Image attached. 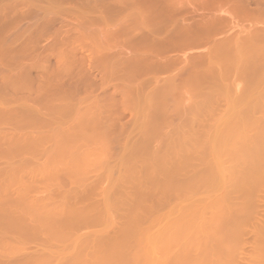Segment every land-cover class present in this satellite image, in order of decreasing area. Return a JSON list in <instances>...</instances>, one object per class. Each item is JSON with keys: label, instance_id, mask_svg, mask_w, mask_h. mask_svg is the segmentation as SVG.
<instances>
[{"label": "bare ground", "instance_id": "1", "mask_svg": "<svg viewBox=\"0 0 264 264\" xmlns=\"http://www.w3.org/2000/svg\"><path fill=\"white\" fill-rule=\"evenodd\" d=\"M119 1L122 0H117V2L116 0H113V2H115L114 4H119ZM165 2L167 5L170 4V7L172 6L170 9L173 11V13H175V3L173 0H166ZM190 2L192 3L193 8L192 11H188V13L193 14L195 11H202V13L197 14L195 18H192L193 15L195 16V13L193 15L189 14L191 16L188 17V21H191L188 23V26H183V24L186 23L184 21H187V18L180 16V14L178 15L181 17L179 18L180 21L179 19L173 17V19H171L172 22L169 21L170 23L164 28L165 41L161 40H164V38L161 36L163 34L160 35V33H156L154 30H151L148 31L149 33L147 32L150 36V41L148 43H144V41H146L144 40L145 38H141L144 40L141 41L140 39H134L132 36L133 40H137V46L133 43L136 47L135 55L131 53L134 56H131V54L130 56L126 55L129 56V58L127 59L123 57L125 59V61L124 59L122 60L123 62H119V58L115 59L117 57H115V55L113 56V54L110 56V62H108L110 63V69L112 68V72L114 70V76H116L117 68L121 70L126 69L128 74L129 72L131 73L132 70H136L135 66L138 62H142V60L144 64L151 65V67L147 65V67L143 68L142 71L144 76L141 75L140 77L146 79L145 81H142L143 79H141V83L139 82L137 86L135 85L136 92H132L134 91L132 87L134 86L133 84L135 82L137 84L139 79L136 81L133 79L134 82L130 81L132 84H126V88L122 89L123 94L126 92H128L126 94L130 93L129 97L131 93L137 94L138 92L137 95L134 94L135 99H132L131 103H134L131 106L133 109L136 101L137 108L139 112H141L139 113L141 119H137V117L135 118V116H138L136 115L137 108H135V104L133 110L136 109V111L133 112V117L138 121L134 120L136 121L134 123L132 121L133 127L131 131H133L135 128L133 133L136 132L137 134L136 136L134 133L133 136L132 133L133 139H129V133L124 129V132L120 131L121 135L123 133V136H121L119 133L120 136L117 137L118 129L115 131L112 126L110 127V129L112 128V130L115 131L112 133L114 135H111L117 138L116 139L114 137V140L116 139L115 142L121 143L120 145L119 143H116L119 146L117 147L121 151H118L117 153L118 156L116 157V164L111 166V163L109 160H107L109 158L105 153V151L107 152L106 148L109 147L108 144L111 146L112 143L110 142H113L114 140H110L113 139L110 137V135H105V137L102 136L103 130L105 133L112 132V130H108L107 128L100 130L101 132L98 130V133L95 137H100L98 134L101 133L99 134L101 135V142L99 140L100 138H98L97 141L96 138H94V135L92 136V132L88 134V132L94 129L92 124L95 121V126L97 124L100 126L104 124L103 126H105V124H111L113 122L111 120L113 117H111L109 113L111 112L110 110L112 109V105H110V108L107 103L106 105L101 103V105L98 104V106L96 101H92L95 99L91 100L88 98L86 101V96V98L84 97L85 99H83V101L85 100L87 103H89L88 100H91L90 103L92 102L94 104H91V106L96 105L95 107H92L94 109L96 108L93 110V115L92 108L89 110V107H91L90 104L86 106V102H83L81 98V100L79 99V101H82V107L80 108L79 106L74 107L73 102H67L69 103L68 106L71 109L70 111V109L67 108V112L69 110L68 114L70 113L71 116L64 111L62 112L63 114L55 112L54 108L60 110V102H56L57 104L50 103L52 106L53 104L59 106H53L52 111L48 112V110L51 109H49V107H45L46 110L48 109V114L44 113V115L46 114L45 116H47V118L45 117L47 121L48 118H54L53 114L55 113L54 115L56 117L54 119H56L57 122L53 121L54 119L52 120L51 118L49 121L50 124L47 126L50 131H48L46 128L45 133L43 134L46 135L47 131L49 137L51 136V139L53 138L55 140L56 146L58 145L57 147L59 150L53 158H47L50 153L46 154L47 152L44 153L40 149L41 147L42 149H45V144L47 142L43 139L45 136L42 135L43 137H41L44 140V143L42 144L43 146H39L38 150L40 149L42 156L44 153V157H46V159L49 161H46L45 159L46 162L43 161V165L42 163H39L40 167L32 171L38 172V176H44L41 178V180L45 178L44 181H46L47 179L46 182L43 181L42 184H40L43 185L45 183L42 187L44 188L42 190H45V192L52 189L55 193V191L59 190L57 187H60V182L58 184L57 180L60 181V179H58L60 177L59 174L63 172L66 173L64 175H66L67 179H69L72 188L65 190L64 188L62 189L60 187L62 192L61 189L58 191L61 192L59 193L58 197H53V192V194L48 192V194H45L42 192L45 194L44 197H42V195L41 197H36L38 194H33L31 190L32 188H36L34 187V182L36 180L33 178V176L36 177V173H33L32 171L29 173H25V171H22L23 173H18V171H16L17 167L14 164L15 162L13 161V159H15L13 157L14 155H11L13 159L11 156L7 159V161L11 160L13 162L9 161L8 163L6 161L9 165L6 163L5 169L3 168L4 171L1 169V172L0 170V174L3 173V176H0V178L2 177L0 179V204L3 201L7 202V193L11 194L14 192V197H11L13 201H10L12 204H7L9 207H5L4 210H6L10 216L16 214L13 219L18 218L17 216H19L22 217L23 220L21 222L22 224L17 222V226H15L14 229L13 226L11 227V224L15 225V223L10 221L9 224H5L7 222L5 220V223L0 224V236L3 233H6L5 230L7 228H4L2 225H10V228L19 232L20 230L24 229L21 227L25 226L26 224V230H23L25 233H11V236L9 235L11 238L8 236V238L3 236L6 234L2 235L6 239H2V236L0 237V258H2L0 261L5 259L6 261H3L5 264H222L229 261V259L225 257L226 249H228V237L232 231L236 233L242 230L241 223L244 219L246 210L251 206V202L254 203V200L251 198V201L249 198L250 194H252L251 192L256 185L255 182L260 179L261 172L264 168V47H257L253 41H250V43L248 42L249 44H245V46L244 43H241V45L238 43L237 45L236 42L234 43V41H231L230 38L219 39L220 37H218L217 39L216 37L225 33V31H228L225 28L226 26H223L224 22L228 19L230 20L233 18V20H236L237 17H239L238 19L242 21L254 23L255 21L264 19V0H191ZM125 4L122 6H125ZM144 9L143 11L140 9L137 15L143 19H146L149 12H147L148 10ZM148 9L149 11L151 10L150 8ZM175 9L177 8L175 7ZM181 9L178 8L176 12L178 11L177 13H179V10ZM183 14H187V12ZM140 21L143 25L144 22L142 20ZM259 23L260 21L257 24L259 25ZM145 24H147V22ZM177 25L180 28L178 30L174 29ZM243 29L244 27H242V30ZM117 30L119 31V29ZM157 32L160 31L158 30ZM85 33L87 32L85 31ZM134 34H136V32H134ZM259 35L262 41H264V34L259 33ZM159 36H161V39H159ZM138 38H140L139 35ZM133 40H131V42ZM95 42H97V40ZM100 44L102 45V42ZM97 47L99 48L100 46L97 45ZM187 47L188 51L193 49L202 50L201 53L196 55H190L191 53L188 52L190 54H186L188 57H185L192 63L191 66L188 64L190 68L188 65H186L188 66V69L186 66L183 67L184 69H187V71H184L185 73L181 70L179 71L183 72L184 74L182 73L180 75L179 72H176L178 74H175L174 72L176 69H181L180 67H182V65H180L181 59L179 60V58H182V56L179 55L183 54L184 56V53H187L185 52ZM103 48L104 47H101L100 49L102 50ZM165 52H167V54L168 52H174V55L177 53L179 54H177L178 57H175L172 53V55L168 54L170 56H166L163 55ZM125 54L126 53H124V55ZM61 58L62 57H60L59 60H61ZM181 61L186 60L183 59ZM108 62H106L107 68L104 65L105 62L102 63V66L104 67L103 69L101 67V70L102 72L106 71L105 74L108 76L105 78L109 80L108 77H111L109 74L113 75V73L109 71ZM62 63L64 65L63 61ZM144 64H141V67H143ZM63 65L60 64V68ZM254 67L257 68L255 70H257L258 73L256 76L251 77V75L254 74L252 72ZM104 68L107 70H104ZM128 69L130 71H128ZM144 69H146L147 72ZM140 71L141 68L138 71V75L136 74L138 78L139 74L142 72ZM162 71H164L166 74V77H162L163 79L158 77ZM127 72L123 73L127 75ZM251 72L252 74H250ZM132 73L135 75L134 72ZM249 74L251 79L250 77L248 78ZM118 75L119 72L117 76ZM129 75L131 76V74ZM134 75L132 76L134 77ZM229 75H234V77H236L235 79L238 80H240L239 76H241L244 81L247 80L246 83L241 79V81L245 84V86H243L244 88L242 87L240 91L238 90L240 88L234 89L235 87L233 84L228 83L229 80H231L229 79ZM244 75L247 76L246 79H244ZM105 78V82H103L108 85V80H105ZM110 80L113 81L114 78ZM117 80L119 79L117 78L113 82L115 83ZM226 80L228 81L226 82ZM120 81L123 80L121 79ZM142 82L149 84L148 86L145 83V87L143 85L145 88L144 90L142 89L143 91L140 87L141 84H143ZM59 83L61 82L58 80L57 84ZM104 83L102 88L106 86ZM129 85L132 87H129ZM146 86L149 87H147V91ZM186 86L190 87L191 90H189L191 94H189V91H187L189 92L187 94H189V96L194 94L193 98L195 99L194 100L192 98L190 102L188 101L189 106L188 103H186V105L184 103L185 106H188L184 108L185 112L180 108V113L181 111L182 113L184 112V114L187 113V115H185L186 117H181L179 122L182 120L183 121L179 123L180 126L178 124L175 125L177 127L174 126L175 131L171 129L172 131L170 132L172 133L169 131V134H167L168 132H164V134L162 133V135L165 136L164 141L161 142L162 147L159 149L150 150L151 148L148 147L149 144L146 145L147 143H145V141L148 140L147 136L149 135H147V133L151 134L150 132H154L155 129L152 128L151 124L150 127H146V129L149 128L147 129L148 131H145V126L140 124L142 122L141 120L143 119L142 117L144 116V120L150 118L151 115L149 116V114L151 113L150 111H153L152 109L154 108L156 100L158 105H165L166 107V105H168L166 102H169V100L171 102L172 98L174 106L179 108L183 103L182 100H184L182 98L185 97L182 96V93L180 92H183V89H186ZM127 87L131 89V92L127 91L129 90ZM181 87L184 88L182 89ZM36 88H38V86ZM179 88L182 91H180ZM53 90L51 92L55 91ZM124 90L126 92H123ZM139 90L142 92L139 93ZM43 92L44 91H42V93ZM46 94H48V91ZM126 94H124L125 97L122 95V97H124V99L122 98V104H127L128 101H130L129 99L127 100ZM55 95L53 96L55 97ZM43 96L45 95L43 94ZM191 97L192 96H190L189 99ZM178 98L180 99L178 100ZM1 100L2 101H0V104L3 102L2 98ZM76 103V105H78V101H76ZM109 103L111 104L110 101H108V104ZM82 104H84V106ZM47 105L48 104H45L44 106ZM65 105L66 103L62 104V107L67 106ZM70 105L74 109L71 108ZM52 106L50 108H52ZM85 106L86 108L88 107L87 110H89L86 114L88 117L85 118L83 115H81L82 112L86 111V108L83 109V111L81 110V114L79 112L80 115H76L78 113L77 108L80 110ZM100 106H103V108L108 107L107 112L105 109L103 111V108L101 109ZM97 108L101 109L103 114L107 113L105 117L108 118L106 119L103 117V114H100L101 110L98 111L99 113L96 112ZM3 109L6 108L3 106ZM108 109L110 110L108 111ZM141 110H146L147 112L144 113L143 111L142 113ZM90 111L92 113L88 114ZM162 111L165 113V115L168 112L164 109H162ZM32 112L35 113L36 111L32 110L31 113ZM74 113L75 117H83L80 119L76 117L77 121H75L76 119L74 117ZM95 113H97V115ZM147 113H149V117L147 116ZM56 114L60 116L57 117ZM98 114L101 116H98ZM36 115L33 114V116ZM42 115L43 114L39 115L38 113V116L40 117H38V119H44V121H46ZM94 115L100 117V119H102V117L105 118L106 122L105 120L99 121L98 117L96 118ZM91 116L96 119L92 124H90L93 120V117L91 118ZM145 116L147 117L145 118ZM57 118L67 119V121L70 123L68 125L71 129H67V132L66 128L68 127H64L63 133L62 120L60 119V121ZM82 119L84 121L88 119L90 120V123H87V121L80 123L83 122ZM78 120L82 121L79 122ZM101 121H104L105 123L103 122L102 124ZM73 122H75V127ZM58 124H60L61 128ZM85 125L89 127H85ZM56 126L60 129L59 132H57L58 130H56ZM95 128L99 129V126H96ZM150 128L153 130L151 131ZM39 130H41V133L43 128H39ZM52 130H56V134ZM49 132H53V134L50 135L51 133L49 134ZM95 132H97V129ZM115 133L117 135H115ZM140 133L142 134L138 136ZM18 135H20V133H18ZM8 136L9 135H6L4 137V141L5 138L7 139L6 141L8 144L5 141L7 145L11 146L12 143L13 145L17 143L15 142L18 139L17 136H13L16 139H14L15 143L12 142L13 140L11 141V139L7 138ZM49 137L47 136L46 138ZM120 137L124 138H122L120 141ZM32 139L34 138H31L30 140ZM37 139L36 141H38V144L39 140ZM83 141H86L87 144ZM31 142L36 144L35 141ZM79 143L80 145L82 143V145L79 146ZM95 143H99L100 146H98V144L94 147L93 145H96ZM32 145L29 144V146H27L28 149H26L28 151H32L30 148L32 149L35 147L34 144ZM87 145H89L90 149L92 148L91 151L89 150V152L85 155H80L81 152H79V150H84V148L86 150L89 149ZM47 146H49V144ZM82 146L84 147L83 149ZM136 146H140L139 149L143 147L139 154H137V151L139 150ZM95 148L98 153L96 150H93ZM46 149L48 150L49 147H46ZM33 150L34 152L32 153L35 156L40 155L39 151L36 149ZM36 151L39 154L36 155ZM94 151H96V153ZM133 151L135 155H133ZM32 153H28V155H31L32 159L36 158ZM94 154H97L98 157L96 158L95 156V158H92ZM205 154L206 157L203 156ZM28 155L26 159H28ZM51 156L52 155L49 157ZM105 156L107 158H105ZM92 167L94 168V173L97 172L98 174L99 169V173H101V171L104 172L103 175L101 173L102 176H99L101 179L99 178L97 180L98 177H96V183L94 182L92 184L96 188L97 197L100 199L99 201L96 200L91 203L81 204L80 202H83L84 200L82 197L86 196V192L89 189L90 183L87 182L88 180L86 179L88 172ZM115 172H117L116 176L114 175ZM56 175L58 177H56ZM32 178L34 182L31 180ZM101 180L107 181V185L105 187L100 184ZM32 183H34V185ZM39 183H37V185ZM77 187H80V191L81 188H83V190L85 188L86 189L84 191L82 190L80 193V191L78 192L79 189ZM38 188L39 189H36V192L37 190L41 189L40 186ZM110 190H113V192H110ZM195 193H197V196ZM82 194L83 196L81 197ZM5 196L7 197L5 198ZM79 197L82 200H79ZM4 206L6 205L4 204ZM153 213L156 214L152 215ZM4 214H6L5 211L3 216ZM151 216L153 217L150 218ZM7 217H4V219H7ZM226 222L227 224H225ZM77 224H83L86 227H90V232L87 234L79 233L75 228ZM257 231L258 229H256L255 232ZM35 236L36 238L38 237L36 249L34 250V253H31L24 258L23 254L26 252L27 248L22 242V239H29V237L32 238ZM207 252L212 255V259L206 256ZM0 264H2V262Z\"/></svg>", "mask_w": 264, "mask_h": 264}, {"label": "rangeland", "instance_id": "2", "mask_svg": "<svg viewBox=\"0 0 264 264\" xmlns=\"http://www.w3.org/2000/svg\"><path fill=\"white\" fill-rule=\"evenodd\" d=\"M122 1H123V3H122ZM122 1H119L120 2L119 4H114L115 2H113V0H0V101H2L1 98L3 99L2 104H0V170L1 169L3 170V168L5 169L6 163L7 162L9 163V161H11V160L7 161V159L10 158L11 155H14L13 157L16 159V160L13 159L11 156V158L15 162L14 164L17 167L16 171H18V173L22 172V171L23 172L25 171V173H27V172L29 173L30 171H32V170L34 171L38 167H40L39 163H42V165H43L44 164L43 161L44 162L49 161L48 159H46V157H44V153H46V152H47L46 154L50 153V155H52L51 157H49L50 156L49 155L47 158H53L56 155V153L58 152L59 149L57 147L58 145L56 146L55 140L53 138L51 139V136L49 137L47 131H46V135L43 134V133H45V129L47 128V126L50 124L49 121L51 120V118L53 120L56 117L54 115L55 113L52 112V113H54L53 114L54 118L53 117L48 118V121H47V119H46L47 116H45L46 114L44 115V113L48 114L49 111H52L53 106H56V105L53 104V106H52L51 104L52 103L57 104L56 102H60L59 103L60 107L58 105L57 106L60 108L61 112L59 109L54 108L55 112L59 113V114L62 113L63 111L67 112V108L70 109L68 105H69V103H72V102L74 104V107L75 106H79V108L82 107L81 102L83 101V99L86 98V96H87V98L85 99L86 101L88 98L91 100L95 99L92 101H96L97 105L98 104L101 105V103L103 105H106V103H107V105H109V108L111 107L110 105H112V109L111 110L108 109V111L109 110L111 111L109 113H110L111 117H113V118H111V120L113 122L111 124H105V126H103L104 121L103 122L101 121L103 125L100 126L97 124L96 126L97 127L99 126V129L95 128L96 127L95 126L96 121L94 123H93V121L96 119L94 117L97 118L98 116H101L99 114H98V116H96L97 113H95L96 115H94V117L91 116V118L93 117L92 118L93 120L91 119L92 120L91 123L89 122L90 120H88V119L86 120L87 123L88 122L90 124L93 123L92 125L94 126V129H92V131L88 132V134L92 132L91 133L92 136L94 135V138H96L95 136L97 135L98 130L100 131V130H103L104 128L105 129L107 128L109 130L110 127L112 126L115 131H117V129H118V133H117L118 135L115 133V135H117V137L121 135L120 131L124 132V130H125L129 133V136H130L129 139H133L132 133H133L135 128L133 129V131H131V129L133 127L132 121H133V123L138 121L135 118L136 117H137V119L140 118L141 116H139V113H141V112H139V110L137 108V103L135 101L136 107L134 104L133 109H134V107L137 108L136 115H138L139 117L138 116H135V118L133 117L134 116L133 112L136 111V109L135 110L132 109L131 105L134 102L131 103V101H132V99H135L134 94L137 95L138 92H137V94L131 93V95H130L131 99H130V97H129L130 93L126 94L128 92L125 91V90L129 89V87H132L131 85H129V87H127V89H125L123 92H126L124 94L127 95L126 96L127 100L129 99L130 101H128L127 104H122V98L124 99V97H125L124 94L122 93V89L126 88V84L128 85V83H131L133 81V79H134V81L139 79L137 81V84L135 82L133 84L134 86L132 87L134 89V91H132V92H136L135 91L136 90L135 85L137 86L138 83L141 81V79H143V77H140V76L141 75L144 76L143 71H142L143 68L147 67V65L149 67H151V65L144 64L143 60L140 63L138 62L140 65L137 63V65H136L137 67L135 66L136 70H132L131 73L129 72V74H131V76L134 75L132 73V72H134L135 73L134 77H136V78H134L133 76L131 78V76L128 74L126 69L124 70L122 68L124 70L123 71L117 67H116L117 73H116V76H114V73H113L114 70L112 72V70H111L112 68L110 69V63H109L110 62L109 60L111 58L110 56L112 54H113V56L115 55V57H117L115 59L119 58V62H121L124 58L128 59L131 53H133L135 55V49H136L135 45L137 44L138 39H140L141 41L146 40L147 42L144 41V43H148L150 41V36L148 34L149 33L148 31L154 30L156 33H160V35L163 34L161 36H162V38H164L165 37L164 28L170 22H172L171 19H173V17L179 19V18H181L180 16H183V17H186L187 21H188L189 16H191L195 13V16L194 15L192 16V18H195L196 15L202 13V11H199V12L195 11V12H193V14L188 13V11H192V8H193L192 3L190 2L191 0L190 1L189 0H176L177 2L175 0H173V2L175 1L174 2L175 4L173 3L175 5V6L173 5L175 13H173V11H171L170 8L172 6L170 7L169 6L170 4L167 5V3L165 2L166 0L165 1L164 0H122ZM116 2H117V0H116ZM124 4H125V6H122ZM157 5H158V7H157ZM165 6H166V8H165ZM175 7L177 9H175ZM181 7H182V9H181ZM148 8H150L151 10L149 11ZM178 8L181 9V10H179V13H177L178 11L176 12V10H178ZM186 8H187V11H186ZM140 9L142 11H143V9L148 10L147 12H149V13H148V16L146 19H143L142 17H139L137 15V13ZM158 10H159V13H158ZM85 11H87V12H85ZM180 11L181 12L183 11V12L181 13ZM169 12H170V14H169ZM186 12H187V14H183ZM189 14H191V15H189ZM216 14H221V13H216ZM178 15H180V16H178ZM238 18L239 17H237V19H236L237 21L233 20V18L230 20L229 19L226 20L225 21L226 23L224 22L223 26L224 27L226 26L225 28L228 31L227 32L225 31V33L218 35L216 38L217 39H218V37H220L219 39L230 38V40L234 41V43L236 42L237 45H238V43H240L239 45H241V43L242 44L244 43V45H245V44H249L250 41L251 42L253 41V42H255L257 47H264V45H263L264 41H262V39L260 38V35H259V33L264 34V24H263L264 19L255 21V23H254V22L242 21ZM140 20H142L144 22L143 25H142ZM179 21H180V19H179ZM187 21H184V22H186L184 24L182 22L183 26H188V23L191 20L188 22ZM259 21H260V23L258 25L257 23ZM146 22H147V24H145ZM141 26H144V27H141ZM140 27H141V29H140ZM242 27H244V29H247V28L248 29L242 30ZM117 29H119V31ZM174 29L178 30L180 28L177 25V26H175ZM84 30L87 33H85ZM158 30L160 32H157ZM80 31H82V32H80ZM134 32H136V34H134ZM137 32H138V34H137ZM139 32H140V34H139ZM248 32L250 35L248 34ZM114 33H116V34H114ZM143 34L146 36H144ZM138 35L140 38H138ZM132 36L134 37V39H137V40L136 41L133 40ZM147 36H149V37H147ZM161 36H159V39H161ZM130 37H132V38H130ZM141 38H145V39L142 40ZM96 40H97V42H95ZM131 40H133L134 42L133 41L131 42ZM161 40L165 41L166 39L164 38V40L163 39H161ZM101 42H102L103 46L100 44ZM60 43H62V44H60ZM97 45H99L100 47L98 48ZM101 47H104V48L101 50L100 49ZM199 50L200 49H193V50L188 51V47H187L186 51H185L187 53H184V56H183V54L179 55V56H182V58L184 57L183 59H185L186 61H181L183 59L179 58V60L181 59L180 65H182V67H180V65H179V67L181 69H179L177 67L178 69H176V71L174 73L178 74L176 72H179L180 70L183 72L187 71L188 66L189 65L191 66V64H192L191 61L186 58V57H188L187 55H189L190 53H191L190 55H196L198 53H201L202 49L200 50V52H199ZM188 52H190V53H188ZM124 53H126V54L124 55ZM165 53L163 55H166V56L168 54L174 55V52H168V54H167V52H165ZM133 54H131V56H134ZM177 54H179V53H177ZM177 54L174 56L178 57ZM47 55H48V57H47ZM126 55H129V56H126ZM170 55H168V56H170ZM45 57H47V58H45ZM60 57H62L61 60L63 59L62 61L64 62V65H63L62 61L59 60ZM98 58H100L102 60H100ZM120 58H122V59H120ZM42 59H44V60H42ZM113 59H112V61H113ZM60 61H61V63H60ZM99 61H101V62H99ZM124 61H125V59H124ZM104 62H105V64H104L105 67H106V62L109 63V65H108L109 71H111V73H113V75L112 74H109V75H111V77L114 76L112 78L109 76L108 77L109 80L113 79V78H114V80H116L117 78L119 79L115 83L113 82L114 80L113 81L110 80L112 82L111 83L108 79H106L108 76V75L106 76V74H105L106 71L102 72L101 67L103 69L104 66H102L103 65L102 63H104ZM187 62H189V63H187ZM60 64L63 65V66H61V68H60ZM98 64H100V65H98ZM141 64L142 65L144 64V66L141 67ZM186 65H188V66H186ZM184 66L187 67V69L185 68L186 70L183 68ZM190 66H189V68H190ZM106 68H104V70ZM116 68H114V69H116ZM140 68H141L142 72L140 71L141 73L139 74V78H138L137 75H138V71L140 70ZM55 69H57V70H55ZM129 69H131V68H129ZM129 69H128V71H130ZM255 69H257V68L254 67L252 69L253 70L252 72L255 75L252 74V72H251L250 73V74H252L251 77L256 76V74L258 73V71ZM144 70H146V69H144ZM147 70H148V68H147ZM147 70H146V72H147ZM61 71H63V72H61ZM118 72H119V75L117 76ZM123 72H127V75L129 77ZM162 72L159 74V76H158L159 78L166 77L165 76L166 74L164 73V71H162ZM183 72H179V74L181 75ZM107 73H108V71H107ZM250 74H249L248 78L250 77ZM235 76H236V74H235ZM239 77H240V80L235 79L236 77H234V75L233 76L229 75V79H231V80H229L228 83L233 84V86L235 87L234 89L240 88V89H238L240 91L242 89V87L245 86L244 82H246L247 80L244 81L243 78H241V76H239ZM251 77H250V79H251ZM104 78H105V80H108V83H109L108 85H106V83H104L105 82ZM246 78H247V76L244 75V79H246ZM36 79L39 81H37ZM121 79L123 81H120ZM145 79H143L142 81H145ZM241 79L244 82H242ZM58 80H59V82H61V83H59L61 87L59 86V84H57ZM227 81L228 80H226V82ZM43 82H44V84H43ZM102 82L106 85L104 88H102L103 87ZM142 83L143 84H141L140 87H141V90L142 89L144 90L145 89L144 84L146 82H142ZM235 84H236V86H235ZM143 85H144V87H143ZM146 85L149 86L148 83H146ZM35 86L36 87L38 86L39 89L36 88ZM148 86H146V91L149 88ZM35 88L38 90H36ZM181 88L183 89L184 87H181ZM45 89H47V90H45ZM51 89L52 90L54 89L55 91L53 90L54 92H51L52 91ZM73 89H74V91H73ZM186 89H183L184 91L180 92V93H182V96H185V97L182 98V99H184V100H182L183 101L182 105L179 103L181 105L179 108L174 106V104L172 102L173 101L172 98H171L172 103L169 100L170 104H169V102H166V104L168 103V105H166V107L163 104H162L163 106H161L160 104L158 105V103L156 102L157 100H156L154 108L152 109L153 111H150L151 112L150 114L147 113V116H148V114H149V116L151 115L150 118H147L148 121H147V119L144 120V116L142 114L143 119L141 120L142 122L141 123L139 122V123L143 124V126H145L144 127L145 131H148L147 129H149V128L146 129V127L147 126L150 127L151 124H152V128L155 129L153 132L152 131L153 129L150 128V130L152 132H150L151 134L147 133V135H149V136H147L148 140L146 139L147 141H145V143H147L146 145L149 144L148 147L151 148L150 150L159 149L160 147H162L161 142H163L165 139V136L162 135V133L164 134V132L167 133L168 131L170 132V131L174 130L175 127H177L175 125H177V124L179 125V123H181L183 121L182 120L181 122H179L181 120V117L184 118V116L187 115V113L184 114V112H185L184 108L189 106V102L194 97V94L190 95L192 97L189 99V97H190L189 94H191V92H190L191 90H190V87H187V86H186ZM130 90L131 89H129L127 91H130ZM179 90L182 91L180 88H179ZM42 91H44L46 93L48 91L49 95L44 93V92L42 93ZM57 91H59V92H57ZM187 91H189L190 93ZM40 92H41V94H40ZM141 92L139 90V93H141ZM187 93H189V94H187ZM36 94H38V95H36ZM43 94L45 96H43ZM53 95H55V97ZM59 95L60 96L62 95V96L60 97ZM122 95L124 97H122ZM182 96H179V97H182ZM50 97H51V99H50ZM56 97L57 98L59 97V98L57 99ZM46 98H49V99H46ZM80 98L82 99V101H79ZM169 99H170V97H169ZM179 99L180 98H178V100ZM22 100H25V101H22ZM85 100L83 102H86ZM91 100H88L89 103L86 102L87 105L86 104L85 105L86 106H88V104H90V106H91V104L94 105L92 102L90 103ZM76 101H78V105H76L77 104ZM108 101H110L111 104L110 103L108 104ZM5 102H7V103H5ZM25 102H27L28 104ZM61 102H62V104L66 103L67 106L65 105L66 107L63 106L64 107L63 108ZM67 102H69V103H67ZM123 102H124V100H123ZM179 102H181V101H179ZM191 102H193V101H191ZM184 103H185V105H186V103H188V106H185ZM45 104H48V105L44 106ZM82 105L84 106V104H82ZM156 105H158V106H156ZM3 106L6 109H3ZM28 106H29V108H28ZM51 106H52V108H50ZM86 106L84 108H81L80 110L77 108L78 113H77V110L75 108L76 113H77L76 115H78L79 112L81 114V112L83 111V109L86 108ZM95 106L89 107V110H91V108L95 107ZM182 106H184V107H182ZM1 107H2V109H1ZM31 107H33V108H31ZM43 107L44 108L49 107V109H51V110L47 109L48 110V112H47L46 108L44 110ZM71 108H73V107L71 106ZM100 108L102 109L103 106H100ZM107 108H103L102 110L104 111V109H105V111L107 112ZM180 108L183 109V111H184L183 113H182V111L180 113ZM87 109H88V107L86 108V111H84L85 113L82 112V114H81L85 118L88 117V115L86 116L87 111H89ZM95 109L92 108V111ZM101 109L97 108L96 112H98ZM139 109H140V107H139ZM162 109L168 111L166 115H165V113H163ZM32 110L36 111L35 113L32 112L35 115L37 114L36 116H33V114L31 113ZM43 110H44V112H43ZM102 110L100 111V114H103ZM40 111H42V112H40ZM70 111H71V109H70ZM143 111H144V113L147 112L146 110H143ZM143 111H142V113H143ZM68 112H69V110H68ZM68 112H67V114H68ZM38 113H39V115L43 114L42 116H43V118L46 117L45 118L46 121H44V119H38V117H39ZM52 113H51V116H52ZM91 113H92L91 111H90V113L88 112V114H91ZM67 114H65V115H67ZM93 114H94V111H93L92 115ZM56 115H57V117L60 116L58 114H56ZM105 115H107V113L103 114V117H105ZM70 116H71V114H70ZM83 116H81L79 118H78V116H76V117L78 119H80ZM147 116H145V118ZM74 117H75V113H74ZM76 117H75V119H76L75 121H77ZM103 117H102V119H100V117H98L99 121L105 120V118L106 119L108 118V117H105V118H103ZM85 118H83V119H85ZM60 119L62 120V123H63V124L61 123L62 124V132L64 131V129H63L64 127L65 128L68 127V128H66V130L67 129L70 130L71 128L68 125V124H70L69 121H67V119H64V118L63 119L60 118ZM60 119H58V120H60ZM71 120H73V119H71ZM82 120H78V121L80 122ZM134 120H136V121H134ZM53 121L57 122L56 119H54ZM86 121L83 120V122H80V123H84ZM109 121H110V119H109ZM144 121H146V122H144ZM105 122H106V120H105ZM58 123H60V122H58ZM65 123H67V124H65ZM74 123L75 122H73V124ZM55 124H57V123H55ZM55 124H53V125H55ZM73 124H72V126H73ZM137 124H138V122H137ZM137 124H136V126H137ZM58 125L61 128L60 124H58ZM86 125H88V124H86ZM86 125H85V127H89ZM93 126H91V127H93ZM56 127H54V128H56ZM74 127H75V124H74ZM115 127H116V129H115ZM39 128H43L41 133H40L41 130H39ZM54 128H50V129H54ZM57 128H56V130H58L57 132H59L60 129L59 128L57 129ZM72 129H74V128H72ZM96 129H97V132H95ZM156 129H158V130H156ZM47 130L50 131L48 128H47ZM56 130L55 131L52 130V131L55 133ZM68 130H67V132H68ZM83 130H85V129H83ZM110 130H112V128ZM114 130H112V132H106V133L103 130L102 136L105 137V135L106 136L110 135V137L113 138L110 140H114L115 136H111V135H114V134H112L113 132H115ZM71 131H73V130H71ZM85 131H87V130H85ZM53 132H49V134L51 133L50 135H52ZM169 132L167 134H169ZM18 133H20V135H18ZM119 133H120V135H119ZM134 133L137 136L136 132H134ZM134 133H133V136H134ZM170 133H172V132H170ZM24 134H25V136H24ZM99 134H101V133H99ZM99 134H98V136H100V137H98V136L97 137L100 138L99 140L101 142L102 139H101V135H99ZM141 134L142 133H140L138 136H140ZM167 134H165V135H167ZM6 135H9L7 138L11 139V141L13 140L12 142H14V139H15V137H13V136L14 135L17 136L18 139L17 140L15 139L16 140L15 142H17V143L14 142L15 144L13 145V143H12L11 146L7 145L8 142L6 141L7 140L6 138H5V141L7 142V144L4 141V137ZM38 135L40 136L41 139L39 138ZM42 135L45 137H43ZM37 136H38V139H37ZM41 136L43 137V139L45 141H47L45 145H46V147H49L50 150L49 149L47 150L45 145H44L45 149L44 148H43L44 150L42 149L41 146H43L42 144L44 143V140L42 139ZM47 136L49 138H46ZM121 136H123V133ZM124 136H126V135H124ZM127 136H128V134H127ZM159 136H161V137H159ZM31 138H34V139L30 140ZM98 138H96V140ZM122 138H124V137H122ZM122 138L121 137L119 138L120 141L122 140ZM136 138H138V137H136ZM9 139H8V141H9ZM28 139L30 140V142ZM36 139L39 140L38 144H37L38 141H36ZM139 139H142V138H139ZM139 139H138V141L140 142ZM115 140L113 142L109 141L110 143H112V145L110 146V144H108L109 147L107 146L108 148H106L107 152L105 151L107 157L109 158L107 160H109V162L111 163V166H113L114 164L117 163V158H116L118 156L117 153H118V151L121 152L120 149L118 148L119 146L116 144L119 142H115ZM31 141H33V142L35 141L36 144L32 143ZM83 142L86 143V141H83ZM4 144H6L7 146ZM29 144L30 145L34 144L36 148L35 147L32 149L30 148V150H32V151H28L27 146H29ZM48 144H49V146H47ZM98 144L93 145V146L95 147ZM120 144L121 143H119V145ZM81 145H82V143H81ZM81 145L79 143V146H81ZM39 146L41 147L40 149L42 150V152H44L43 156H42V152H40V149L38 150ZM98 146H100V144ZM141 146H142V143H141ZM32 147H33V145H32ZM87 147L89 148V145H87ZM90 147H92V146H90ZM139 147L140 146L137 147V149L139 150V151H137L138 153L136 152L137 154H139L141 149L143 148L142 147L141 149H139ZM83 148L84 147L82 146V149ZM33 149H36L37 151H39L40 155H37L39 153L36 151L37 156H35L32 153V152H34ZM91 149L89 148L88 150H86L84 148V150H79V152H81L80 155H85L86 153L89 152V150L91 151ZM93 150H96V148ZM96 151H94V152L96 153ZM28 153L29 154L32 153L36 158L32 159L31 155H28ZM97 153H98V151H97ZM133 153H134V151H133ZM26 154L29 156L28 159H26L27 158ZM133 155H135V153ZM95 156H96V158L98 157L97 154L96 155L94 154V156H92V158H95ZM203 156L206 157V154ZM23 157L25 160L23 159ZM107 157L105 156V158H107ZM45 159H46V161H45ZM40 160H41V162H40ZM13 161H11V162H13ZM93 167L89 170L88 175L86 174L87 175L86 180H88L87 182H89L90 184H89V189L86 192V196H83V194L81 195V197L82 196L84 197V198L82 197V199H84V200H83V202L82 201L80 202L81 204L91 203V202H94L96 200L99 201V199H100L99 197H97L96 188L92 184L94 182L96 183V177H98L97 180L99 178L101 179V177H99V176H102L104 174V172L101 171V173H102V175H101V173H99L100 172V169H99L98 174H97V172L94 173L93 169L95 167L94 168ZM96 169H97V167H96ZM96 169H95V171H96ZM2 170H1V172H2ZM116 171H117V169H116ZM117 172H115V174H114L115 176L117 175ZM33 173H36L35 175L37 178L32 175L34 180H36L34 182L33 178L31 179L35 183L34 187H36L35 189L31 187L32 193L38 194V196H36V194H35L36 197H41V195H42V197H44V195L48 194V193L53 194L54 192L52 189L50 191H47L48 193L45 192V190H42V189H44L42 187L44 186L45 183L43 185H40V184H42V182L44 181L45 178H43V180H41V178L44 176H42V177H41V175L38 176L39 175V174L37 175L38 172H33ZM64 174H66V173L63 172V173L59 174L60 177L58 179H60V181L57 180L58 181L57 183L59 184V182H60V184H59L60 187L62 189L64 188L65 190H68L72 187H71L69 179H67V176ZM0 176H3V173H1ZM56 177H58V176L56 175ZM46 181H47V179H46ZM46 181H44V182H46ZM34 183H32V184L34 185ZM37 183H39L38 185L41 187V189L37 190V192H36V189H39L38 188L39 186L37 185ZM255 183H256V185L251 192L252 194H250V197H249L250 199L252 198L254 200V203L251 202V206L248 207L246 210V213L244 215V219L242 220V223H241L242 230L240 232L234 233L232 231L230 233V235L228 237V241H227L228 242L227 243L228 249H226V252H225V257L228 258L229 261L227 263L225 262L222 264H233V262H234V264H264V168L261 172L260 179H258ZM56 184H54V185H56ZM100 184L105 187L107 185V181L101 180ZM100 184H99V186H100ZM90 185H92V186H90ZM60 187L59 186L57 187L59 190L55 191L53 197L54 196L58 197L59 193L62 192V189ZM81 187H83V186H81ZM91 187H94V188H91ZM54 188H56V187H54ZM77 188L79 189L78 190V192H79L80 187H77ZM60 189H61V192H58V191H60ZM82 190H83V188H81V191ZM11 191H10V193H11ZM81 191H80V193H81ZM42 192H44L45 194H43ZM110 192H113V190H110ZM39 193H42V194H39ZM196 194L197 193H195V195ZM7 195H8V197L5 196V198L7 197V199H8L7 202L3 201L1 203L3 205L0 204L1 205L0 206V212H1L0 215L2 216V217L0 216V224L5 223L6 221L7 222L5 224H9L10 221L12 223L14 222L15 225L11 224V227L13 226V229H14L15 226H17L16 225L17 222L22 224L21 222H22L23 218L17 216L18 218L13 219V217H15L16 214L13 213L15 215H11L12 216L11 217L10 214L6 210H4L5 207L6 208L9 207V205L7 206V204H9V203H10V205L12 204L11 202L13 200L11 197L12 196L14 197V192H12L11 194L7 193ZM198 197H199V194H198ZM82 199L80 198L79 200H82ZM252 199H251V201H252ZM4 204L6 206H4ZM4 211L6 212V214H4V216H3ZM11 214H12V212H11ZM154 214H156V213H153L152 215H154ZM8 215L10 216V219H9ZM4 217H7V219L6 218L4 219ZM152 217L153 216H151L150 218H152ZM23 223H24V221H23ZM225 224H227V222ZM228 224H229V222H228ZM2 226H4V228L7 227L5 230L6 233H3L6 235L2 234L4 237L6 236V238H8V237L11 238L10 237L11 233H16V232L17 233H25V232H23V230H26V224H25V226L21 225V226H23L21 228H24V229L20 230L22 232H20V231L18 232L17 230L14 231L12 228H10V225H2ZM143 226H144V223H143ZM19 227H17V228H19ZM21 228H19V229H21ZM75 228L81 234H87L90 232V227H86L83 224H77L75 226ZM256 229H258L257 232H255ZM3 236H2V239L4 238ZM30 236H34V235H30ZM6 238H4V239H6ZM37 240H38V237L36 238V236L32 237V238L29 237V239H26V238L22 239V242L25 244V246L27 248L26 252L23 254L24 258H25V256L27 257V255L34 253V250L36 249ZM191 255H193V254H191ZM206 256L210 257L212 259V255L209 252H207ZM0 259H2V258H0ZM188 259H189V257H188ZM4 260L5 259H3V261ZM193 260H194V258H193ZM205 260H207V259H205ZM3 261L1 260L0 263L2 262V264H5ZM190 262H191V260H190ZM208 262H209V259H208Z\"/></svg>", "mask_w": 264, "mask_h": 264}]
</instances>
